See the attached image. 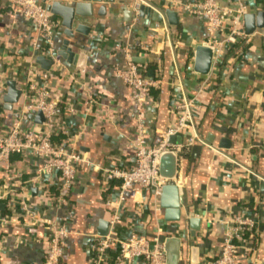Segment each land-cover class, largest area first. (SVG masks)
Returning <instances> with one entry per match:
<instances>
[{"label":"crops","instance_id":"crops-1","mask_svg":"<svg viewBox=\"0 0 264 264\" xmlns=\"http://www.w3.org/2000/svg\"><path fill=\"white\" fill-rule=\"evenodd\" d=\"M227 1L219 0L221 4ZM244 1L247 14L264 11V0ZM131 2L95 4L88 34L77 33L71 40L73 51L85 56L84 68L78 70L63 60L73 80L54 74L49 82L61 119L77 134L78 150L95 166L79 169L66 209L46 206L41 188L30 182V166L18 156L12 158L15 171L21 173V183L14 186L12 195L16 199L24 196L34 214L19 216L18 222L0 232V264H40L48 235L41 223L59 222L64 217L69 220V236L60 264H115L112 254L101 259L93 249L94 236L113 231L123 239L134 234L163 242L166 237L175 236L182 242L179 264H203L219 255L229 215L233 214H249L257 221L256 239L249 242L252 252L241 255L236 264H264V28L242 43L247 47L242 57H235L242 48H235L233 53H226L222 69L213 68L209 78L196 79L190 73V65L194 47L206 40L204 21L187 15L181 8L173 10L177 25L169 24L165 17L164 23L139 16L134 20ZM168 2L153 0L159 9H168ZM100 6L105 7L103 15L98 14ZM31 35L21 16L0 8L2 110L7 81L19 79L16 87L22 91L13 111L3 110L5 123L15 118L16 111L26 102L25 82L20 76L31 65ZM65 38L61 28L56 39L58 49ZM136 44L144 49L136 50ZM125 46L134 47L133 61L144 60L143 64L134 62L146 66L145 75L160 82L151 91L144 115L151 146L158 142L156 133L172 120L175 70L180 72V81L189 94L205 81L198 119L203 143H195L179 158L175 183L183 196L178 222L164 220L159 198L153 191L132 189L120 202L116 183L106 186L103 182L104 170L133 162L128 146L135 134L136 110L128 100L129 88L113 75L114 67L126 66L122 53ZM155 61L160 63L158 68ZM149 63L154 67L148 68ZM180 142L178 137L175 143ZM8 187L0 174V196ZM156 207L160 208L158 213ZM0 212L9 214L1 200ZM191 214L200 221L194 238L188 223ZM124 264L145 263L135 260Z\"/></svg>","mask_w":264,"mask_h":264},{"label":"built area","instance_id":"built-area-1","mask_svg":"<svg viewBox=\"0 0 264 264\" xmlns=\"http://www.w3.org/2000/svg\"><path fill=\"white\" fill-rule=\"evenodd\" d=\"M141 5L156 10L162 18L161 23H164L165 8H157L153 0H132L129 8L134 20L139 16ZM165 7L171 10L181 8L187 15L198 16L204 21L206 40L203 43L214 49L212 70L218 68L229 47L245 43L250 38L244 33L243 19L247 14L244 0H228L225 4H221L219 0H169ZM0 8L21 16L32 33L29 43L31 65L24 68L20 76L25 82L23 91L26 93V102L16 111L18 118L11 119L9 123H0V174L5 184L9 185L7 192L0 196L9 211L8 215L0 212L1 232L18 222L19 216L34 214L31 212L32 206L24 196L16 199L12 195L15 193L14 186L21 183V173L14 169V156H18L24 164L30 166V182L41 188L46 206L56 208L69 209V198L77 184L79 169L95 165L78 150L77 134L63 122L57 103L52 100L50 94L49 82L52 75L57 74L63 79L73 80L68 66L58 55L59 49L56 45L57 35L62 28L61 20L51 15L40 0H0ZM165 31L166 38L169 39V33ZM134 46L135 49H144L140 44ZM132 50L134 47L131 46L122 49L126 66L114 67L113 75L129 88L128 100L136 110L135 134L128 146L133 162L126 167L118 166L104 170L103 175L106 186L116 183L117 198L120 202L124 201L126 192L132 189L153 191L154 196L159 198L165 184L159 178V153L175 151L180 158L195 143H203L198 131V119L199 97L204 91L205 81L199 83L195 93L189 94L184 89L179 77L180 72L177 70V82L171 98L172 120L165 129L156 133L158 142L154 146L148 143L144 115L151 100V91L157 88L160 82L145 75L146 66L133 61ZM244 53L237 51L235 57H242ZM36 54L51 62L49 70H42L35 63ZM155 63L158 68L160 63ZM18 80L15 79L17 85ZM89 102L94 104L93 100ZM31 111H39L42 114L44 122L41 125L27 119ZM174 137H179L181 142L171 143L170 140ZM54 139H59V142H54ZM155 211L158 213L160 208L156 207ZM68 224L67 217L59 222L47 220L41 223L48 235L43 261L40 264H60L69 236ZM256 227V218L249 214L229 215L219 255L203 264H236L241 255L251 254L249 242L254 240ZM94 239L93 249L96 256L102 259L112 254L115 264L135 260L145 264H165L163 242L157 238L149 240L132 234L123 239L113 231L105 236H94Z\"/></svg>","mask_w":264,"mask_h":264},{"label":"water","instance_id":"water-1","mask_svg":"<svg viewBox=\"0 0 264 264\" xmlns=\"http://www.w3.org/2000/svg\"><path fill=\"white\" fill-rule=\"evenodd\" d=\"M115 0H40L46 10L53 16L61 20L63 34L66 37L62 47L58 51V55L62 60L76 69L82 70L85 66L84 54H77L73 51L71 40L75 34L87 35L90 26L89 20L93 18V8L95 4L102 2L113 3ZM98 14L105 13V7L100 6ZM163 16L171 25L178 24V17L175 11L166 9ZM139 17L150 19L155 22H161L162 18L156 10L145 7L139 8ZM244 33L247 36L252 35L256 30L264 28V11L256 14H246L243 19ZM214 49L206 43L198 44L192 52L190 65V73L195 77H207L210 75L213 67ZM137 63L143 64V59H135ZM35 63L42 70H49L51 62L44 57L36 54ZM152 71L148 72L151 76ZM21 96V90L16 87L13 80L6 82V92L3 96V110L12 112L15 104L18 103ZM18 118V115H14ZM27 119L35 124L41 125L44 122L43 116L39 111H31ZM178 137L172 138L171 143H175ZM223 148L227 146L223 145ZM179 155L175 151H162L159 153V178L164 181L159 196V205L163 210L164 220L166 222H178L181 218V203L183 191L176 185L178 176ZM188 223L191 229V238L195 237L199 230L200 221L191 214ZM105 232H101L100 236H105ZM182 242L175 236H168L163 241V252L165 264H179ZM195 248H192V254H195Z\"/></svg>","mask_w":264,"mask_h":264},{"label":"trees","instance_id":"trees-1","mask_svg":"<svg viewBox=\"0 0 264 264\" xmlns=\"http://www.w3.org/2000/svg\"><path fill=\"white\" fill-rule=\"evenodd\" d=\"M238 47H241L242 48V52H245V50H246V45L244 46L243 44H235L234 46H233V48H229L228 49V51H227V54L229 53H233L234 51H235V48L236 49H238ZM137 50V49H136ZM224 63H225V59H223V60H221L220 61V63L218 64V67L220 68V69H222L223 68V66H224ZM157 66V65H156ZM147 67L148 68H152V67H154V65L152 64V63H149L148 65H147ZM2 113H4V111L2 110V108L0 107V123L3 121V118H2V116H1V114ZM54 142H59V139H54ZM254 239H256V234H255V236H254Z\"/></svg>","mask_w":264,"mask_h":264}]
</instances>
